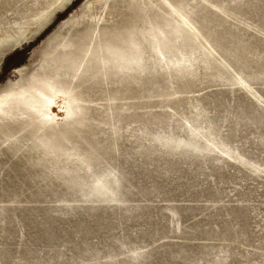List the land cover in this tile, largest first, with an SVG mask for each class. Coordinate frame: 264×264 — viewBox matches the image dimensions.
<instances>
[{
	"label": "rangeland",
	"instance_id": "rangeland-1",
	"mask_svg": "<svg viewBox=\"0 0 264 264\" xmlns=\"http://www.w3.org/2000/svg\"><path fill=\"white\" fill-rule=\"evenodd\" d=\"M74 1L0 0V264H264V0Z\"/></svg>",
	"mask_w": 264,
	"mask_h": 264
},
{
	"label": "trees",
	"instance_id": "trees-1",
	"mask_svg": "<svg viewBox=\"0 0 264 264\" xmlns=\"http://www.w3.org/2000/svg\"><path fill=\"white\" fill-rule=\"evenodd\" d=\"M78 1L80 0H75L73 4L77 3ZM70 9L71 7H68L63 13L59 14L56 20L63 18L70 11ZM48 29L49 28L45 29L42 35H44L48 31ZM41 36H39V38ZM32 46H33V43L28 44L26 48L19 50V51H14L5 56L2 62L1 70H0V84L3 83L7 79L8 75L12 72V70L24 65L23 63L25 62L26 55L30 52Z\"/></svg>",
	"mask_w": 264,
	"mask_h": 264
},
{
	"label": "bare ground",
	"instance_id": "bare-ground-1",
	"mask_svg": "<svg viewBox=\"0 0 264 264\" xmlns=\"http://www.w3.org/2000/svg\"><path fill=\"white\" fill-rule=\"evenodd\" d=\"M67 1V0H66Z\"/></svg>",
	"mask_w": 264,
	"mask_h": 264
}]
</instances>
